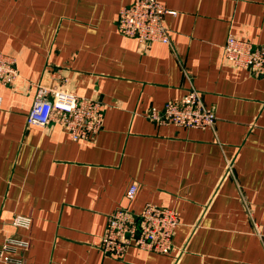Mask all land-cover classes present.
Wrapping results in <instances>:
<instances>
[{
    "label": "crops",
    "instance_id": "obj_1",
    "mask_svg": "<svg viewBox=\"0 0 264 264\" xmlns=\"http://www.w3.org/2000/svg\"><path fill=\"white\" fill-rule=\"evenodd\" d=\"M158 1L169 44L119 34L133 0H0V52L18 71L14 88L0 85V264H264V77L223 58L228 35L264 45V0ZM61 82L101 105L92 140L26 126L36 87ZM189 89L212 128L144 117ZM146 203L176 212L172 251L103 256L108 214Z\"/></svg>",
    "mask_w": 264,
    "mask_h": 264
},
{
    "label": "built area",
    "instance_id": "obj_2",
    "mask_svg": "<svg viewBox=\"0 0 264 264\" xmlns=\"http://www.w3.org/2000/svg\"><path fill=\"white\" fill-rule=\"evenodd\" d=\"M172 12L158 0H133L121 6L116 19L120 35L137 40L142 45L169 44V32L164 17ZM223 58L233 68L247 70L254 77H264V45H253L234 35H228L223 46ZM18 78L16 60L0 52V85L14 88ZM38 85L35 89L26 126L47 128L55 124L73 142H87L102 129L103 110L98 101L78 96L73 92ZM144 117L155 125H174L185 129L205 130L216 121L214 111L207 107L194 89L181 98L169 100L161 108H150ZM137 187L132 184L125 198L132 201ZM15 226H28V219L15 217ZM178 225L175 211L146 203L137 214L127 208L108 214L98 250L103 256L121 258L131 247L157 254L172 251V236ZM10 246L25 247L26 242L7 240Z\"/></svg>",
    "mask_w": 264,
    "mask_h": 264
}]
</instances>
